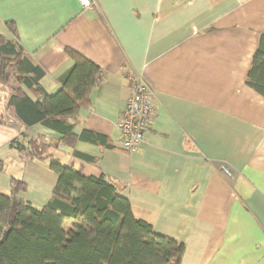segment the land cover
I'll list each match as a JSON object with an SVG mask.
<instances>
[{
  "label": "crops",
  "instance_id": "crops-1",
  "mask_svg": "<svg viewBox=\"0 0 264 264\" xmlns=\"http://www.w3.org/2000/svg\"><path fill=\"white\" fill-rule=\"evenodd\" d=\"M92 1L0 0V35L17 37L43 68L46 94L72 65L65 46L104 70L78 113L73 149L39 123H0V194L17 178L26 185L19 199L44 205L57 181L53 158L117 183L135 218L184 245L180 264H264V96L245 83L264 0ZM131 72L144 77L153 112L128 152L116 124ZM13 86L0 87V114ZM86 131L105 140L80 138ZM31 139L48 145V159L30 158Z\"/></svg>",
  "mask_w": 264,
  "mask_h": 264
},
{
  "label": "trees",
  "instance_id": "trees-1",
  "mask_svg": "<svg viewBox=\"0 0 264 264\" xmlns=\"http://www.w3.org/2000/svg\"><path fill=\"white\" fill-rule=\"evenodd\" d=\"M7 26L16 33L14 25ZM64 51L72 65L58 77V91L48 95L39 85L43 68L17 37L0 35V87L14 85L0 123L7 118L25 128L39 123L60 135L58 145L73 149L79 140L73 133L78 113L90 105L91 91L104 79V70L69 46ZM245 83L264 96V34ZM80 138L105 140L87 131ZM48 151L46 143L30 140V158L48 159ZM49 167L57 181L41 207L19 199L26 185L17 178H11L9 195L0 194V264H180L184 245L135 218L117 183L104 175L86 176L53 158Z\"/></svg>",
  "mask_w": 264,
  "mask_h": 264
},
{
  "label": "built area",
  "instance_id": "built-area-1",
  "mask_svg": "<svg viewBox=\"0 0 264 264\" xmlns=\"http://www.w3.org/2000/svg\"><path fill=\"white\" fill-rule=\"evenodd\" d=\"M83 8H92V0H79ZM126 78L130 82L129 95L120 108L119 145L128 152L135 151L144 141L151 124L153 112L152 96L141 73H129Z\"/></svg>",
  "mask_w": 264,
  "mask_h": 264
},
{
  "label": "rangeland",
  "instance_id": "rangeland-1",
  "mask_svg": "<svg viewBox=\"0 0 264 264\" xmlns=\"http://www.w3.org/2000/svg\"><path fill=\"white\" fill-rule=\"evenodd\" d=\"M4 92H6V94H7L8 93V89H4L3 91H0V101L3 98L2 96H4Z\"/></svg>",
  "mask_w": 264,
  "mask_h": 264
}]
</instances>
